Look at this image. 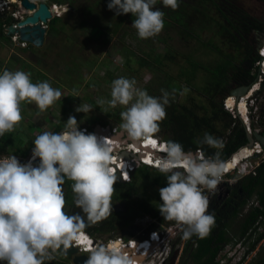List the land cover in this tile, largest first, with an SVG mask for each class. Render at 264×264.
I'll return each mask as SVG.
<instances>
[{"label":"clouds","instance_id":"obj_1","mask_svg":"<svg viewBox=\"0 0 264 264\" xmlns=\"http://www.w3.org/2000/svg\"><path fill=\"white\" fill-rule=\"evenodd\" d=\"M156 3L157 0H109L107 7L116 15L131 13L135 17L131 26L141 39H147L164 27L165 14L154 8ZM162 4L173 10L179 7L178 0H162ZM258 39L264 44V38L258 35ZM30 76L21 70L5 69L0 73V136L14 131L22 121V102L35 103L40 111H46L61 99L59 89L47 81L33 83ZM136 84L135 79L125 77L113 80L107 103L113 108L125 106L120 112V127L132 140H145L157 154H165L145 164L166 177L167 186L158 189L163 219L180 226L184 240L193 235L203 239L215 226L214 214L207 211L209 198L205 189L214 193L221 181L225 168L220 153L206 158L202 153L185 151L180 143L171 140L153 145L159 122L166 117L165 106L176 89L172 93L161 90V97H153ZM101 103L104 101H97ZM75 110L86 114L92 106L80 104ZM104 128L112 133L113 129ZM91 133L80 130L77 119L70 115L63 131L36 135L26 163L21 164L14 155L0 158V262L45 264L54 259L52 253L61 246L68 248L72 241L82 238L86 220L94 224L112 214L111 198L117 181L113 143ZM201 143L223 147L220 139L208 133ZM66 179L73 181V203L80 209L71 215L64 211L62 186ZM123 247L119 241L89 246L85 264H133Z\"/></svg>","mask_w":264,"mask_h":264},{"label":"trees","instance_id":"obj_2","mask_svg":"<svg viewBox=\"0 0 264 264\" xmlns=\"http://www.w3.org/2000/svg\"><path fill=\"white\" fill-rule=\"evenodd\" d=\"M38 1L50 5L53 3H66L69 6L72 3L77 4L76 0ZM84 2L81 6L83 18L77 24L86 39L102 40L107 43L114 35H118L119 40L123 43H126L130 37L132 40L143 42L137 47L127 43L128 45L122 48V55L124 54L126 59L124 66L127 70L122 77L135 79L138 88L146 90L150 96L161 97V90L165 89L156 88L153 81L139 84L140 78L136 76L139 69L152 73L161 71L168 77L165 91L172 93V90L176 89V92L169 97V104L165 106L166 117L159 122L160 130L155 134L156 138L163 142L169 140L178 142L185 151L192 152L201 149L206 158L219 152L222 162H227L233 153L248 143V133L242 120L239 117H233L224 108L223 102L235 88L252 86L257 81L259 72L257 62L261 56L259 49H256L254 44L244 37V33L250 35L248 30L240 33L242 39L230 31L226 22L230 24L231 22L219 5L210 0H178L179 7L173 10L170 7H165L162 0H157L154 8L164 12V27L158 35L141 39L137 30L131 26L135 19L131 13L116 15L110 10L114 14L107 16L102 7H106L109 0H84ZM64 7L57 6L58 12L63 13ZM245 19L249 23L253 20L250 16H246ZM49 25L51 27L49 29L50 41L51 37L64 32L67 24L63 17L57 15L50 20ZM172 30L180 35L183 43L195 40L202 47L214 52L216 54L214 60L204 64L189 56L187 57L189 65L181 63L177 75L164 70L168 64L180 63L176 61L181 55L180 52L175 46L168 43L169 40H172L170 35ZM205 30H210L209 39L203 36ZM66 35L68 36V34ZM219 36L220 41L217 43L215 38ZM155 40L157 43L166 45L165 53L158 52ZM147 41H150L149 44ZM144 42L148 44V47L143 49L141 46L145 45ZM134 62L139 66L138 71L132 67ZM199 70L204 71L205 77L202 83L197 85ZM107 73V77L111 81L119 78L109 71ZM42 75L48 79L46 73L42 72ZM181 81H186L193 90L199 93L197 100H195L196 95L191 96L192 94H190L185 98V101H181L177 92ZM193 81H195L194 85ZM88 84V86H93V83ZM106 97L110 100V93H106ZM100 99L102 100V96H99V101H101ZM94 104H97V101H94ZM67 111L64 106L62 114L66 116ZM121 111L108 107L104 113L105 116L116 118L120 123L122 121ZM261 115L264 119V111ZM102 122L101 117L85 116L88 131H93L96 125L105 126L102 125ZM103 124L106 123L103 122ZM31 127L30 124L28 130ZM64 127V124H59L57 127L55 126L54 132L59 133L64 130ZM205 133L220 139L223 142V147L218 149L201 143ZM96 134H101V132ZM36 135L38 134H33L31 129L22 138L14 137L17 136V132H6L0 136V154H19L23 158L34 146L32 141ZM17 139L21 141L17 146V152L9 151L8 148ZM141 142L145 141L141 140ZM26 148L28 149L26 150ZM24 151L26 154H23ZM127 166L129 164L125 161L121 168ZM120 178L123 180V177ZM72 183L73 181L66 179L62 186L66 199L64 211L70 215L80 212V209L73 203ZM164 186H167L166 177L156 168L140 165L132 172L130 182L114 184L115 190L111 198L112 214L94 224L86 220V227L83 231L97 239L119 236L133 238L135 234L127 231L135 228L139 220L150 217L166 225L175 223L164 220L159 212L161 201L158 189ZM220 190L212 195L207 210L208 213L214 214L215 226L211 229L210 234L203 239L193 235L191 239L186 240L179 264H218V256L223 247L246 237L251 231L252 235L248 237L251 251L257 250L261 242L264 241V162L257 167L255 174L245 175L233 185L225 186ZM228 190L230 192L227 194ZM119 205L120 207H118ZM235 226H237L236 229ZM260 227H263V232H259ZM183 240L181 236L179 242ZM0 264H6V262H0ZM45 264L61 263L53 259L46 261ZM251 264H264V256Z\"/></svg>","mask_w":264,"mask_h":264},{"label":"rangeland","instance_id":"obj_3","mask_svg":"<svg viewBox=\"0 0 264 264\" xmlns=\"http://www.w3.org/2000/svg\"><path fill=\"white\" fill-rule=\"evenodd\" d=\"M76 3H72L70 6L63 4L64 11L63 13L58 14L64 18L65 23L67 24L65 27V31L59 33L57 36L51 37V40H48L42 47H32L30 50H24L22 45L18 43V46L15 44L11 45H3L0 47V60L4 63L3 65H8L11 68V71L21 70L27 73H30L31 81L33 83L47 81L53 88L59 89L62 92V97L60 100L54 102L46 111H40L39 108L35 105V103H21V113L23 116L20 124L15 128L14 132H17V136L14 137H24L26 133H28L31 129L33 134H40L44 131H52L54 132L55 126L57 127L59 124L66 125V121L69 116H74L78 121L79 129L84 132H93L95 135H100L98 138H111L104 131H94V129L101 125H96L93 131L87 130V124L85 123V116H97L101 117V120L105 122V126L111 129H118V133H122L123 139L126 136V131H124L120 125L122 121L119 123L116 118H110V116H105L104 111L111 107L107 101L109 99L106 97V93H110L111 95V85L112 81L107 77V72H111L114 76L122 77L124 76L125 69V57L123 53V47L125 45H132L137 47L143 44L142 41L132 40L131 37L127 40L126 43H123L119 40L118 35H114L111 40L107 43H104L102 40H92L86 39L83 35V31L78 27V22H80L83 18V14L81 12L82 3H85L84 0H76ZM81 2V3H80ZM80 3V5H79ZM55 3H53L54 5ZM239 4L245 7V9H254V1L252 0H239ZM256 4V3H255ZM57 6H55L56 10ZM105 9L104 13L107 16H111L115 12H110L108 7H102ZM50 22V21H49ZM76 26V28H74ZM168 28V27H167ZM171 30V29H170ZM210 30H205L203 32V36L209 39ZM163 33V32H162ZM165 33V32H164ZM163 33V34H164ZM68 34V36L66 35ZM162 34V35H163ZM170 35L172 40H169V44L171 46H175V48L180 52V57L176 61L180 63L168 64L164 67V70L169 71L170 74L177 75L180 71L181 63L184 65H189L187 62V57H191L198 62H202L204 64H208L212 62L215 57V53L207 50L205 47H202L200 43L195 40L190 42L183 43L180 39V35L175 31H171ZM48 38L50 39V33H48ZM220 36L215 38L216 42L219 43ZM150 41H147L149 44ZM146 42H144L145 44ZM148 44L142 45L141 48H147ZM155 46L158 49V52L165 53L167 48L163 43H157L155 40ZM15 51L18 54L19 60L17 63H7L8 56ZM32 51L37 52L36 55L28 56ZM135 51H137L135 49ZM175 63V64H174ZM134 69L138 71V64L133 63L132 66ZM68 69V70H67ZM70 69V70H69ZM5 70L4 67L0 68V73ZM42 72L46 73L48 79H45L42 75ZM136 76H139L140 81L139 84H147L150 81H153V85L156 88H163L166 90V81L168 80L167 74L164 72L157 71L156 73L147 72L143 69H139ZM205 74L203 70H199L197 73V85L201 84L204 80ZM97 80V81H96ZM88 83H93V86H88ZM195 81H193L194 85ZM98 84V85H96ZM184 86V87H183ZM159 88V89H160ZM187 89L185 92L184 89ZM256 90L261 89L260 93H253L254 100V108L261 109V106L264 105V82L261 85H257ZM177 92L179 93L181 101H185L190 94L191 96H195V100L199 96V93L193 90L186 81H181L179 86L177 87ZM258 96V99H254L255 96ZM99 96H102V100L104 103L94 104V101H99ZM199 98V97H198ZM83 104H88L92 106V110L89 113L77 112L75 109L77 106ZM67 108V115L64 116L62 114L63 107ZM116 110H124L125 106H116ZM32 125V127L28 130V127ZM103 126V128L105 127ZM65 128V127H64ZM106 129V128H105ZM16 135V133H15ZM127 138V137H126ZM21 141L19 139L14 140L11 146L8 148L11 152H17V146ZM129 142V141H128ZM28 148H26L27 150ZM121 149V151H124ZM31 150V148H30ZM29 150V151H30ZM24 156L27 157L29 154ZM121 151L115 152L114 155L121 153ZM23 154H26L24 151ZM19 156V154H18ZM145 156V155H144ZM22 161H25V159ZM35 163V162H34ZM129 164V163H128ZM131 164H129L130 166ZM120 207V205L118 206ZM152 219V218H151ZM155 223H153L149 219L139 220L136 223V227L132 229H128L127 232L134 233L135 236H143L149 230L154 227ZM237 226H235V229ZM186 240H183L181 246L183 250L181 251V256L185 249ZM264 256V241L258 246L257 250L253 255L250 256L251 264L256 259H260ZM181 257L178 260V264L180 262Z\"/></svg>","mask_w":264,"mask_h":264},{"label":"built area","instance_id":"obj_4","mask_svg":"<svg viewBox=\"0 0 264 264\" xmlns=\"http://www.w3.org/2000/svg\"><path fill=\"white\" fill-rule=\"evenodd\" d=\"M8 4V0H0V10H3L7 6H9ZM16 37H18V35H16L14 38ZM27 43L28 41L21 40L22 46H25ZM263 50L264 44L263 47L259 50L261 59L257 62V66L259 68L257 81L250 87L249 91L246 94L241 95L239 98L232 94L227 96L224 99L223 106L228 112L233 115V117H239L242 120L248 134L260 133V135L264 137V119L261 115L262 110L259 108H254V100L252 96L253 93L261 91V89L258 88V90H256V88L254 87H256L257 85H261L264 82ZM249 92H251V94H249ZM230 98H234V104L228 103V100ZM242 101L246 103L247 108H245V112L241 111L238 106ZM112 133L118 134V129H113ZM85 134H89V132H85ZM154 138L157 140L158 145H162L165 143L163 141H160L156 137ZM192 152L194 154H203L201 149H197L196 151ZM8 155H14L21 164L26 163L25 161H22V157L13 153H2L0 154V158ZM150 155L153 156L152 159L154 163L156 157L164 156L165 154L156 155L155 153H151ZM235 159L236 161L232 168L227 169L225 164ZM129 161L131 163V166H129V174H127L128 179H123L125 183L131 181V174L137 167L142 164H147V162H144V159L135 160L138 162L137 166L132 165L133 160ZM263 162L264 143H262L259 139H255L252 145H249L247 143L240 147L235 153L232 154L227 162H223L225 171L216 191L214 193H211L208 192L207 189H205V194L208 196L209 201L213 194L221 191V188H224L228 185H233L234 182H236L241 177H244L245 175L251 173L255 174L257 167H259ZM147 219L151 220L153 223H155V225L151 230H149L141 237L135 236L133 238H127L125 236H119L114 238L97 239L90 233L83 231L81 239H85V243H80V239L72 241L70 245L74 246L78 250L77 256H88L89 253L87 251V248L89 246H97L102 243L106 244L110 241H119L123 244V251L128 254L130 259L133 261V264H173V256L178 251L179 255L175 263L178 264V260L181 257V251L183 250V247L181 246L183 241L179 242V239L182 236L180 226H178L176 223L167 225L159 223L156 220L151 219L150 217H148ZM258 225H260V223H258ZM259 232H263V227L259 228ZM251 235L252 231L248 233L246 237L240 240H236V242L226 244L219 253L218 264H248V262H250V256L253 255V253H255L256 251H251V247L248 243V237H250ZM254 237H256V235H254ZM52 255L54 256V259H56L61 264H76L74 262V259H67L66 257H64V255L61 254L60 249L52 253Z\"/></svg>","mask_w":264,"mask_h":264},{"label":"flooded vegetation","instance_id":"obj_5","mask_svg":"<svg viewBox=\"0 0 264 264\" xmlns=\"http://www.w3.org/2000/svg\"><path fill=\"white\" fill-rule=\"evenodd\" d=\"M9 6H7L5 9L0 10V47L1 44L7 46L9 44L13 45L15 44L18 46L21 44L20 34L18 33H11V27H19V24L21 21L25 20L30 14V11L26 10L20 0L14 1V0H8ZM38 4L40 3L38 0H36ZM211 2L216 3L219 5L222 10L226 12L228 15L230 23L226 22L228 28L230 31H232L234 34L240 36V33H243L244 31H249L250 35L247 33H244V37H246L251 43L254 44V47L256 49L260 50L261 44L260 40L258 39V35L261 38H264V0H252L254 1V10L252 9H245L242 4H239V0H210ZM256 3V4H255ZM26 10V11H25ZM250 16L252 17L251 23L246 21L245 17ZM49 25V29H50ZM49 29L47 30V39L43 46L48 43V33ZM16 35L18 37L14 38ZM22 45V44H21ZM32 45V46H31ZM24 50H30L32 47H37L30 42H28L25 46H22ZM42 47V46H41ZM1 51V50H0ZM2 52V51H1ZM37 52L32 51V53H29L28 56L36 55ZM1 57V56H0ZM19 60L18 54L13 51L8 56L7 63H17ZM4 63L0 60V68L4 67L5 69L11 71V68L8 65H3ZM259 91L258 93H260ZM256 100L258 99V96H255ZM262 112L264 111V105L261 106ZM130 149H134V147H130ZM125 158H121L118 160V163H125ZM119 167V166H117ZM235 183V182H234ZM228 194V193H227Z\"/></svg>","mask_w":264,"mask_h":264},{"label":"water","instance_id":"obj_6","mask_svg":"<svg viewBox=\"0 0 264 264\" xmlns=\"http://www.w3.org/2000/svg\"><path fill=\"white\" fill-rule=\"evenodd\" d=\"M20 1L22 6L26 10L30 11V14H28L29 16L25 20L20 22L19 27L12 26L10 29L11 33H18L20 34L19 37L21 40L28 41L31 44L40 47L45 43L47 39V30L49 29V21L52 20L57 15L58 10L57 8L55 10V7H50L46 2H40L38 4V2L35 0H20ZM59 7H62V5H60ZM260 47H262V45ZM250 87L251 86L237 87L234 90H232L231 94L239 98L241 95L246 94L249 91ZM94 131H99V132L104 131L108 136L114 137L118 140L122 139V141L126 143L129 141L138 147L140 146L139 145L140 140H135V141L132 140L127 133L125 138L123 139V135L121 132L115 135L114 134L111 135L110 130L103 129L102 127L99 126L96 127ZM255 139H259L262 143H264V137L260 135V133L248 134L249 145H252ZM33 147L29 151L28 156L24 158L25 161L27 159H30ZM146 151L149 153H155L156 155H159L152 149H147ZM137 155L138 153L125 149L124 151H121V153L117 155V158L119 160L121 158H127L129 160H133L132 161L133 164L137 166L138 162L135 160H139L141 156V155L138 156ZM116 182H119L121 184L125 183L124 180L120 178V174L117 175ZM229 192L230 190L227 191V193ZM60 252L67 259H74V262L76 264H85V261L87 259V256H77L78 250L72 245H70L68 248H64L63 246H61ZM178 255L179 252L177 251L173 256V264L176 263Z\"/></svg>","mask_w":264,"mask_h":264},{"label":"bare ground","instance_id":"obj_7","mask_svg":"<svg viewBox=\"0 0 264 264\" xmlns=\"http://www.w3.org/2000/svg\"><path fill=\"white\" fill-rule=\"evenodd\" d=\"M249 94H251V92H249ZM228 103L229 104H234L235 103L234 102V98H230L228 100ZM238 106H239V109L241 111L245 112V108H247V107H246V103L244 101L240 102ZM107 140H109V141H111L113 143V153H112V155L115 152L121 151V149H124V147H126V149H128V150H131L130 147H134V149H132L131 151H134L135 153H139L138 155H141L140 156V159H144L145 160L144 162H147L148 163L149 160H152L153 161V159H152L153 156L150 155L151 153H148L146 151L147 149H150V148H153V147L151 145H149L147 142H142L143 144L141 142H139V145L140 146L138 147V146H135L131 142H127L126 143V142L122 141V139L121 140H118V139H116L114 137H111V138H109ZM145 146H146V148H145ZM156 149H158V148H156ZM116 155H113L115 157V160H116V163L113 165V167L116 169V174L117 175L120 174V177H124L125 175L129 174L128 173L129 166H127L125 168H121V165L123 166L124 163H118V160L119 159L116 157ZM125 160H126V163L131 164L130 161H129V159L125 158ZM235 161H236V159L235 160H231L229 163H226L225 164L226 165V168L227 169L232 168V166L235 164ZM132 165H134L133 162H132ZM117 166H119V167H117Z\"/></svg>","mask_w":264,"mask_h":264},{"label":"snow or ice","instance_id":"obj_8","mask_svg":"<svg viewBox=\"0 0 264 264\" xmlns=\"http://www.w3.org/2000/svg\"><path fill=\"white\" fill-rule=\"evenodd\" d=\"M156 143H157V141L152 140V144H153V145H155ZM80 243H82V244L85 243V239H81Z\"/></svg>","mask_w":264,"mask_h":264}]
</instances>
